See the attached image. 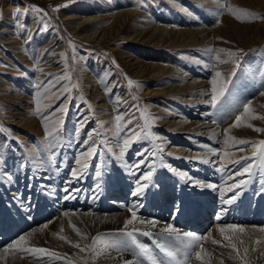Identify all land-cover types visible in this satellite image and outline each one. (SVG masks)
I'll return each instance as SVG.
<instances>
[{
	"label": "rangeland",
	"instance_id": "rangeland-1",
	"mask_svg": "<svg viewBox=\"0 0 264 264\" xmlns=\"http://www.w3.org/2000/svg\"><path fill=\"white\" fill-rule=\"evenodd\" d=\"M9 5L16 8L19 6L21 13H24L25 8L33 9L26 15H21L27 31L22 29L20 34L14 33L16 37L25 38L31 24H37L31 38L23 42L24 44H6V40L1 39L5 37V33L0 32V240L34 214L47 213V209L51 207L57 209V198L60 195H69L64 191L66 187L69 188L72 198L65 199V203L82 198L84 202L97 205L96 201L104 188L109 192L107 202L115 201L108 197L122 194L131 198L136 177L149 170L148 164H152L155 171L149 188L145 190L146 194L152 188L157 191L160 186H164L166 190L172 191L177 201L179 198L182 201L184 190L181 184L184 181L186 190L192 189L191 182L187 181L192 170L200 163H214L216 169H212H215V175L212 173L214 177L210 181L216 182L213 191L219 193L221 187L225 188L233 182L229 179L231 173L245 163L240 161V164H233L232 161L241 156H251L249 145H228L233 142H229L227 138L234 136L236 140L245 139L257 143L264 140V132L255 130L264 129V115L252 107V102L264 99V2L0 0V30L15 26L14 17L9 15ZM35 8L42 11L37 12ZM229 8L236 10L235 14L229 12ZM121 16L129 18L124 22L127 24L124 30L117 34L115 29ZM71 17L73 19L70 20ZM158 24L164 27L163 33L167 39L180 29L197 31L194 34L190 30L182 31L175 40L177 44L172 47H155L128 37L142 28L150 29L159 26ZM97 32L105 34L100 42L95 38ZM50 39L55 44L52 47L49 46L52 44H49ZM43 45L46 48L40 57L39 51ZM17 50L25 51L29 55L31 52V55L29 58L24 57ZM56 50L58 54L51 56ZM122 51H128L131 57L126 55L122 58ZM230 52L236 55L230 56ZM50 57L54 59L49 62L50 65L44 66ZM166 66L172 69L165 70ZM42 68L44 70L40 75ZM233 69L236 75L230 77ZM160 70L161 74L157 75ZM217 71L221 73L219 78L215 77ZM65 75L68 79H64ZM57 77L60 78L58 82ZM229 77L232 80L228 86L229 91L221 97L217 107L213 108L207 102L212 94L213 79H217L219 88ZM128 80H132L133 84L129 85ZM194 80L197 81L195 86L192 85ZM49 81H53L55 87L48 86ZM62 84L69 85V91L63 93L69 97L64 101L66 112L57 111L48 120L42 121L41 116L47 117L52 107L59 103L56 95L60 94L56 89ZM245 103L251 109L248 113L258 112V117L252 124L241 120L234 133L228 135L229 126L235 123L236 115L243 116ZM37 106L41 109L39 115L36 114ZM61 119L63 124L58 141L45 139V124L53 129ZM129 120L132 121L131 124L128 123ZM189 120H205L207 125H214L218 131L217 140L210 138L209 141L205 138L208 131H205V125L202 128L188 127ZM81 121L83 128L77 133L76 129L80 127L78 122ZM130 128L136 129V137H132L133 142L125 151L124 161L133 164L142 159L138 153H156L151 158L143 157L147 163L141 166L136 176L130 175L122 161L116 159L122 140L128 135ZM243 129L248 133L241 134ZM93 130L96 133L92 139L97 145L106 141L105 147L110 146L112 151L98 148V151H103V155L99 159L90 158L89 168L85 170L83 177L73 178L70 172L78 167L75 159L83 150L81 142ZM50 144H57L54 149L55 163L48 162L51 155ZM211 145L218 155L208 152ZM160 148H163L162 152L159 151ZM239 148L245 150L239 151ZM213 156H216L214 161L211 158ZM204 160L208 163L203 162ZM253 160L255 166L250 175L234 177L236 181H246L242 191L246 186L254 187L249 196L244 194L250 197V216L253 215L254 208H259L257 212L262 209L263 197L260 192L264 191V170L260 168L259 157H254ZM95 166H100L103 173L101 178L95 176ZM170 169L183 171L188 175L182 179ZM6 173H11L12 181L7 180ZM221 174L224 178L220 177ZM69 180L72 181L70 185L67 183ZM120 181H124V186L120 187ZM157 182L163 185L159 186ZM97 183L101 184L99 190ZM7 184L9 187L14 186L11 187L12 190L5 188ZM73 189L77 191H72ZM193 189L195 190L192 193L199 194V197L207 195L201 186ZM174 190L178 192L174 193ZM133 196L131 200L136 197ZM139 198L141 197H136ZM212 201H216V217L222 214L226 205L221 200ZM53 203L56 205L53 206ZM197 204L199 206L200 201ZM60 208L64 210L63 207ZM52 213L53 211L46 215L51 216ZM64 213L68 212L64 210ZM260 213L264 215V212ZM56 218L60 219V214L53 217ZM217 222L221 223V218ZM62 223L65 226L73 225L65 220ZM43 225L45 224H40L39 227ZM34 230L33 226L19 235H10L9 240L0 246V253L3 255V258L0 257V264H47L49 257L60 258V247L54 239L62 242L61 245L73 247L72 238L64 232L52 231L54 238L48 239L46 236L37 238L38 235L33 234L35 241L29 237ZM4 232L8 233L4 236ZM114 234L126 236L125 232H99L94 236L98 237L95 244L93 237L86 245L89 249L85 247L83 253L71 252L69 256L62 258L64 264H95L91 247L98 246L102 241L107 242V237H113ZM21 235L25 237L22 244H17L15 249L10 248L9 245L16 243ZM36 248L47 251H20ZM214 261L216 264H224L221 256L214 257ZM258 264H264V256L258 260Z\"/></svg>",
	"mask_w": 264,
	"mask_h": 264
},
{
	"label": "bare ground",
	"instance_id": "bare-ground-1",
	"mask_svg": "<svg viewBox=\"0 0 264 264\" xmlns=\"http://www.w3.org/2000/svg\"><path fill=\"white\" fill-rule=\"evenodd\" d=\"M256 1H258L259 3L264 2V0H256ZM8 7L10 8V10L8 9L10 12L9 15L14 17L13 13L16 12V7L12 5L11 6L9 5ZM128 11L129 13H131L130 10ZM127 18H129V16L119 17L117 21L115 33L118 34L119 32L124 30L125 26L127 25L126 23L124 24V22L127 21ZM71 19L73 18L71 17L70 20ZM14 20H15L14 22L16 23H15V26H13V28L11 27V28L0 30V32L5 33L4 34L5 37H8L7 39L5 37L1 38L3 40H6L5 42L6 44L16 45L19 43L26 42L31 36V34L34 32V28L37 24V22H34L31 24L30 30L29 32H27L25 38L24 37L18 38L14 35V33L17 32L18 34H20L19 32H21L22 29L17 26V21L15 17H14ZM19 22L23 24V16L19 17ZM16 26H17V29H15ZM189 30L188 29L177 30V33L173 37L170 36V39H167L163 33L164 27L159 25V26L151 27L150 29L142 28L140 29V31H136L135 33L130 34L128 37H130L132 40H141L143 43H149L150 45L155 46V47L157 46L172 47V45L177 44V42L175 41L177 36L178 35L180 36V33L182 31H189ZM190 31H191V34H194V32H196L197 29H191ZM71 32L74 33V31H71ZM199 37H200V34H199ZM95 38L96 40H98V42H100L105 38V34L101 32H97L95 34ZM52 42H53V39L52 40L50 39L49 44ZM53 44L54 43H52L49 46L52 47L55 45ZM255 44L256 42L253 45ZM45 48L46 46L44 45L41 46V49L39 51L40 57L43 55V51ZM58 49H60V46H58ZM18 51L19 50H17V53ZM120 53L122 54V58H125L126 55L131 57V54H129L128 51H122ZM20 54L23 55L24 57L29 58L31 55V52L29 55V53H26L25 51H21ZM57 54H58V50L54 51L51 54V56L57 55ZM52 59H54V57H50L46 61L44 66L50 65L49 62ZM55 61L56 59L53 62ZM170 69L172 68H169L167 66L165 67V70H170ZM43 70H44L43 68L40 70V73H41L40 75H42ZM160 72L161 70L157 72V75L161 74ZM196 84H197V81L194 80V83H192V85L195 86ZM263 101L264 99L262 98L257 99L256 101L252 102V107L260 111V113H263L264 115V102ZM256 117H258V112L247 113V114H243L242 120H245L246 122H249L252 124ZM187 122H188L187 124L189 125L188 127H191V128H194V127L196 128L197 126L198 128H202L203 125H205V131L208 130L206 132L207 134H205L207 135L205 136V138H207V140L209 141L211 140L210 138H215L217 140L218 131L214 127V125H207L208 123L205 122V120H202L201 122H198L197 120L196 121L189 120ZM211 127H214V128L211 129ZM236 127H232V125L229 126L230 130L232 131L229 130L228 135L229 134L232 135L231 132L234 133V130L236 129ZM205 131L203 133H205ZM240 133L245 134V133H248V131H245V129H243V131ZM232 137L234 138V136ZM228 141L233 142L232 144H228V145L234 144L233 140L228 139ZM209 148L213 150L215 149L212 145L209 146ZM232 156L234 155L232 154ZM211 158H213V161H214V159H216V156H213ZM209 164H211L212 166ZM212 168L216 169V167L214 166V163L213 164L212 163H208V164L200 163L197 166V168L192 170V173L189 176V179L187 182H191L192 180H198L200 181V183L193 184L191 182L190 187H192V189L186 190V188L184 187L186 186L184 185L186 182L183 181L184 184H181L184 190L182 201L179 200L180 198L177 201L172 191H170L169 189L166 190L164 186H160V185H163V183L161 182L159 183L157 182V184L160 186V188L157 189V191H155V189L152 188L154 189L155 192L152 189H150L147 194L145 193L139 199H136V197L133 196L136 200L134 198L131 200L132 194H131V198L126 195L124 196L122 194L121 196H118V197L116 196L108 197V199L110 198L115 199V201L111 203L107 202L108 201L107 195L109 192H107V189L104 188L103 191H101L99 199H97L96 201L97 205H92L90 204L91 202L89 203L88 201L84 202L82 198L79 200H74V199L69 200L67 203H65L66 202L65 198L59 194L60 198L56 197L57 202L59 200V202L57 203V209H55V207H51L47 209V213L53 211V213L50 214L51 216H47L46 212H38L34 214L31 218H28L27 220H23L22 224H20L19 226L17 225L18 227L15 230H13L12 233H9L5 238L0 240V246L5 244L6 241L9 240L10 235L12 236L19 235L20 233H23L24 231L28 230L29 228L33 226L35 230L32 231V234L29 237H31L32 239L34 238L35 241H36L35 239L36 237H34L35 235H38L37 238L46 236V238L48 239L50 237H53L51 234L52 231H57L59 233L64 232L65 234L69 235L72 238L71 242L73 244V247L61 245L63 244L62 242L60 241L58 242V240L54 239L55 243H57L58 246L60 247V251L58 253L60 255V258H58L59 257L58 256L54 258L49 257L47 259V264H64V260L62 259L63 257L65 258L67 257L68 254H70L71 252H75V251H77V253L78 252L83 253L82 251H80V248L85 249L87 243L89 244L92 238L97 233L103 232V231L106 233L108 232L118 233V232H121L119 230L125 229V221L131 218V212L128 211V208L134 204H139L140 207L135 209L137 212L138 219L134 221L132 225H128L127 229H125V232L132 231L134 228L139 229V231H136L133 233L134 236L136 237V240L148 246L152 250L153 254L159 260L164 261V264H216V262L214 261V257H217V256H221V258H223L224 264H245V262L246 264H258V260L264 256V215L260 213V211L262 213L264 212V191L260 192V196L263 197V201H262L263 207L261 210H259V212L256 211L259 208L257 209L254 208L252 216L248 214V212L250 211V208H249L250 207L249 206L250 197L248 196H249L250 191L252 192V189L254 187L252 188L251 186V188H248L246 186L245 189L241 192V195L237 199V201H235L234 203L230 205H226L225 208L227 209V211L226 212L223 211L222 214H219L218 216L215 217L216 212L214 210L217 208V205H216V201L214 202L212 200L217 199V201H220L221 199H220V192L216 193L213 191L216 188V185H215L216 182L210 181V179L214 177L212 173H214L215 169L213 170ZM222 176L223 174H221L220 177ZM209 184L214 185L215 188L207 187V185ZM122 186H124V181H120V187ZM195 186L203 187L204 188L203 190L207 192V195L200 194L202 196L199 197L198 196L199 194L198 195L196 193L193 194L192 190H195L193 189ZM11 187L12 186L9 187V184L5 186L6 189L9 188L12 190L14 186L12 188ZM222 188H224V186L221 187V189ZM198 190L200 191L201 189H198ZM120 191H122V189ZM173 192L177 193L178 190L177 191L174 190ZM84 194H85V191H84ZM231 194H232L231 192H228L226 196H229ZM244 194L245 195L248 194V196H245ZM74 197L75 196H73V198ZM122 197H124V199H122ZM258 200L259 199H256V201ZM118 201H121V202H118ZM199 201H200V204L198 206L197 203ZM54 205L56 204L53 203V206ZM60 207H63V209L66 210L68 213H64V210H62V208ZM177 209L179 210L177 211ZM57 214H60V219H57V218L53 219V217H55V215ZM220 218H221V223H218L217 219H220ZM64 220L65 222L67 221L68 223L69 222L73 223L75 228L72 227L73 225L65 226V224L62 223L64 222ZM141 220L146 221V223L141 224L140 223ZM153 220L156 221L155 227H152L150 223H147L148 221H153ZM186 220H187V223H186ZM227 223L228 225L232 224L238 227H242L244 231L240 232V231L226 230L224 233H221L219 229L221 227L226 228L227 225H222V224H227ZM40 224H45V225L39 227ZM168 224L173 225V227L176 229L174 233H166V232L161 231V229L166 227ZM77 229L79 230L80 234L77 233ZM144 232H148L150 233V235H143ZM7 233L4 232L2 233V235L4 234L5 236ZM186 233H192V234L201 236L202 240L200 242H197L199 243L200 246L197 247L195 244H192V246H190V242L187 239H185ZM251 234H254L256 236L252 237ZM107 238H109L107 240V243H119L122 246L126 245L128 246L129 250L128 251H123V250L117 251L114 248H106L105 242L102 241L101 243H99L98 246L91 247L94 253L93 257L95 260V264H124V261H133L135 264L138 258H137V255H135L134 253L138 252V249H135L134 245L131 244V239L127 235L123 236L121 234H117V235L114 234L113 237L109 236ZM158 243H163L167 245L169 248H171L173 251H175L176 252L175 260H167L163 256V254L160 253L159 249L156 247V244ZM20 244L22 243L20 242ZM76 244H79L80 248H77L75 246ZM210 245L211 246L213 245V246L210 247ZM232 245H234L235 247H233ZM215 247L216 249H214ZM87 251H86V254H87ZM197 251H200L202 255V258L200 260L196 259L195 253ZM7 255L9 256V254ZM0 257L3 258V255L1 253H0ZM140 259L142 260V264H150V262L147 261L146 259L144 258H140ZM242 259L245 261H242Z\"/></svg>",
	"mask_w": 264,
	"mask_h": 264
},
{
	"label": "snow or ice",
	"instance_id": "snow-or-ice-1",
	"mask_svg": "<svg viewBox=\"0 0 264 264\" xmlns=\"http://www.w3.org/2000/svg\"><path fill=\"white\" fill-rule=\"evenodd\" d=\"M33 9L30 8H25L24 13H21L19 6H17L16 8V12L13 13L14 17L16 18L17 21V26L20 27L21 29H24L25 32L27 31V26L25 24H22L19 22V17L21 15H26L29 11H31ZM37 12H41V9L35 8L34 9ZM229 12H232L233 14H235L234 9L229 8L228 9ZM44 15H47V13H44ZM253 15L254 18H258L255 16V14H251ZM239 19V17H237ZM46 27V25L44 26ZM230 56H235L236 53H228ZM237 67H239V65H236ZM236 75V71L235 69L232 70V72L230 73V77H234ZM215 77L219 78L221 77V73L219 71H217L215 73ZM228 78L226 80L223 81V83L220 84L219 88L217 87V79H213L212 81V94L210 97V100L207 101L208 103L211 104V106L213 108H216L218 103L221 100V97H223L225 95L226 92L229 91V84L232 83L231 78ZM59 77L56 78L57 82L59 81ZM64 79H68L67 75L64 76ZM128 84L132 85L133 81L132 80H128ZM48 86L50 87H55V83H53V81H49L48 82ZM39 87V86H38ZM69 91V85L66 84H62L60 85L59 88L56 89V92L59 93L60 95H56V99L59 101V103L52 107V111L48 113L47 117L45 116H41L42 121H46L48 120V118H50L51 116L54 115L55 112L59 111L60 113H65L66 112V107L64 106V101L67 100L69 97L64 96L63 93L68 92ZM262 95H264V93H262ZM51 107V106H50ZM251 109L249 108V104L245 103L243 105V113L247 114ZM41 109L39 108V106H37L36 109V114H40ZM118 119H120V117H117ZM243 116L242 115H236L235 117V123L234 125H232V127H236L239 126L241 123ZM80 127L76 129L77 133H79L80 129L83 128V122H78ZM129 124L132 123L131 120L128 121ZM63 124V120H59L58 121V125L53 128V129H49L47 127V125L45 124V139L48 138H52L53 140H57L59 139V131H60V127ZM249 127H252L251 125H248ZM257 132H264V129H260V128H256L255 129ZM226 132L228 131L227 129L225 130ZM96 133V130H93L92 133H88L87 134V138L85 140H83L81 142V144L83 145V150L79 153V157L75 159V165H77L78 167L74 168L71 172L70 175L73 178H77L80 179L83 177V175L85 174V170H87L89 168V162H90V158H97L99 159V157L101 155H103V151H98V148L103 149L104 151L107 152H111L112 149L110 146L105 147L106 145V141H101L99 145H97V142L92 139V137L94 136V134ZM132 137H136V129L134 128H130L128 129V135L123 138L122 140V145L119 148V154L116 156V159L122 161V164L124 167L127 168L128 173L132 176H136V173L140 171L141 166L146 164L147 162L143 159L144 156H148V157H154L156 155L155 152H151V151H146V152H141L138 153V155H140L142 157V159L136 161L133 164H128L126 161H124V154L126 149H128L131 146V143L133 142ZM139 137H137L138 139ZM228 139H231L234 141V144L236 145H249L251 147V156H241L236 160H233L232 163L233 164H240V161H245L244 164L240 165L239 168H237L235 170V172L231 173V175L229 176V179L232 180L233 182L228 185L226 188H222L220 190V199L221 202L225 205H230L232 203H234L239 196L241 195L242 189L243 187L246 185V181L244 179H241L239 181H236L234 179V177L236 176H241L243 177L245 174H251V169L255 166V162L253 160L254 157H259V161H260V168L261 170H264V140H260L258 143L257 142H251L249 140H245V139H239L236 140L233 137H228ZM91 141V142H90ZM225 143H227V140L225 141ZM57 147V144H50V150H51V155L48 158V162L49 163H55V156L56 153L54 151V149ZM239 151H244V148H239ZM159 151H163V148H160ZM208 152L213 153V154H217L215 152V150L213 149H208ZM80 157H83V159H81ZM203 162L207 163V160H204ZM32 163H35V161H32ZM43 163V162H42ZM148 171L147 172H141L139 176L136 177L135 180V190L132 193V195L136 196V197H142L145 194V190L149 188V184L152 181V177H153V173L155 171L154 166L152 164H148ZM23 167V165H22ZM164 167H169L167 165H164ZM96 170H95V176L97 178H101L103 176L102 171L100 170V166H95ZM38 170V168H37ZM171 171H173L175 174H177L178 176H180L182 179L187 177V173L186 172H176L175 169H170ZM221 170H223V165L221 166ZM6 178L8 181H12L13 177L11 175V173H6ZM193 184H199L200 181L198 180H192L191 181ZM69 185L72 183L71 180H69L67 182ZM155 186V185H153ZM97 189H101V184L97 183L96 185ZM207 187L209 188H215L214 185H207ZM65 192L69 193V195H66L64 198L65 199H69L72 198L71 193L69 192V188H65L64 189ZM72 191H77L75 189H73ZM231 192L232 195L231 196H226V193ZM138 207H140L139 204H134L131 207L128 208V211L131 212V218L127 219L125 221V229H127L128 225H132L134 223V221H136L138 219L137 217V212L135 209H137ZM179 209H177L178 211ZM222 211L226 212L227 209H222ZM219 218V217H218ZM141 224L146 223V221L141 220L140 221ZM147 223H150L152 227H155L156 225V221H148ZM73 228H75V226H72ZM125 229H121L119 231L121 232H125ZM226 230H232V231H240L243 232L244 229L242 227H238L236 225H227L226 228L225 227H221L219 229V231L221 233H224ZM139 231V229H133L132 231H126L125 234L131 239V244L134 245L135 249H138V252L134 253L135 255H137V261L135 262V264H142V260L140 258H144L147 261L150 262V264H164V261L159 260L152 252V250L146 246L143 243H140L136 240V237L134 236V232ZM161 231L166 232V233H174L176 231V229L173 227V225L168 224L166 227H164L163 229H161ZM77 233H79V230L77 229ZM143 235H150V233L148 232H144ZM61 239H63V237H60ZM25 237L23 235H21L19 237V240L12 244L9 245L10 248L15 249L17 244H19L20 242L24 241ZM98 239V237H94L93 238V244H95L96 240ZM185 239H187L190 242V246H192V244H195L197 247H199V243L202 240L201 236L192 234V233H186L185 234ZM77 248H80L79 244L75 245ZM88 247V246H86ZM105 247L106 248H114L117 251H128L129 248L128 246H122L119 243H107L105 242ZM156 247L159 249L160 253L163 254V256L167 259V260H175L176 258V252L173 251L171 248H169L167 245L163 244V243H158L156 244ZM233 247H235L233 245ZM84 248H80V251H84ZM20 251L23 252H46L47 250L42 249V248H36V249H20ZM52 255H55V253H52ZM196 255V259L200 260L202 258L201 252L197 251L195 253ZM124 264H134L133 261H124Z\"/></svg>",
	"mask_w": 264,
	"mask_h": 264
}]
</instances>
